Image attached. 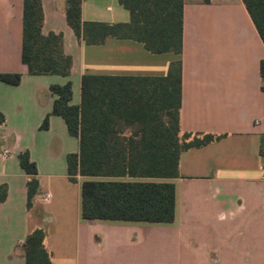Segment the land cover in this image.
<instances>
[{
    "label": "crops",
    "instance_id": "obj_1",
    "mask_svg": "<svg viewBox=\"0 0 264 264\" xmlns=\"http://www.w3.org/2000/svg\"><path fill=\"white\" fill-rule=\"evenodd\" d=\"M42 32L61 34L73 58L69 77L33 76L22 63L24 0H0V73H20V85L0 82V264H25L23 243L43 228L53 264H264V43L242 0H184L183 50L153 54L132 39L87 45L67 23L66 0H41ZM120 0H83L82 21L130 24ZM182 64L180 126L212 135L181 155L171 224L86 221L81 184L68 176L67 156L79 139L51 115V85L72 83L81 102L83 75L165 77ZM38 168L39 191L27 206L29 176L18 155ZM50 198H46L47 195Z\"/></svg>",
    "mask_w": 264,
    "mask_h": 264
},
{
    "label": "trees",
    "instance_id": "obj_2",
    "mask_svg": "<svg viewBox=\"0 0 264 264\" xmlns=\"http://www.w3.org/2000/svg\"><path fill=\"white\" fill-rule=\"evenodd\" d=\"M264 43V0H242ZM69 27L87 45L109 39H132L153 54L183 50L184 0H120L132 15L130 24L82 21L83 0H66ZM41 0H24L22 63L33 76L69 77L73 58L63 36L44 35ZM264 92V60L261 62ZM20 73H0V82L20 85ZM182 64L173 62L165 77L83 75L81 102L72 105V83L51 85L57 98L51 115L62 117L69 133L79 139V153L67 156L71 182L81 184V217L86 221L171 224L175 221L176 188L181 155L210 144L212 135L183 133L180 126ZM2 123L3 120L0 119ZM29 176L27 206L39 191L38 168L28 151L18 155ZM8 187L0 186V201ZM47 233L37 228L26 237L25 264H53Z\"/></svg>",
    "mask_w": 264,
    "mask_h": 264
},
{
    "label": "built area",
    "instance_id": "obj_3",
    "mask_svg": "<svg viewBox=\"0 0 264 264\" xmlns=\"http://www.w3.org/2000/svg\"><path fill=\"white\" fill-rule=\"evenodd\" d=\"M46 198H50V195L48 194V195L46 196Z\"/></svg>",
    "mask_w": 264,
    "mask_h": 264
},
{
    "label": "rangeland",
    "instance_id": "obj_4",
    "mask_svg": "<svg viewBox=\"0 0 264 264\" xmlns=\"http://www.w3.org/2000/svg\"><path fill=\"white\" fill-rule=\"evenodd\" d=\"M48 247V246H47Z\"/></svg>",
    "mask_w": 264,
    "mask_h": 264
}]
</instances>
